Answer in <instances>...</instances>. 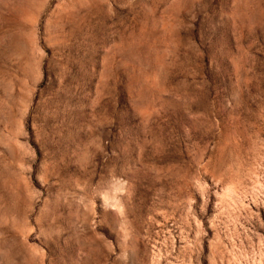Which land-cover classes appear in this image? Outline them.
<instances>
[{
    "label": "rangeland",
    "instance_id": "rangeland-1",
    "mask_svg": "<svg viewBox=\"0 0 264 264\" xmlns=\"http://www.w3.org/2000/svg\"><path fill=\"white\" fill-rule=\"evenodd\" d=\"M0 264H264V0H0Z\"/></svg>",
    "mask_w": 264,
    "mask_h": 264
}]
</instances>
